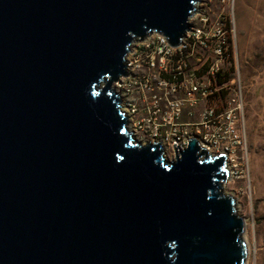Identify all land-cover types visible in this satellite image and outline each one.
Masks as SVG:
<instances>
[{
	"label": "water",
	"instance_id": "water-1",
	"mask_svg": "<svg viewBox=\"0 0 264 264\" xmlns=\"http://www.w3.org/2000/svg\"><path fill=\"white\" fill-rule=\"evenodd\" d=\"M198 0H0V264H244L224 155L138 141L113 81Z\"/></svg>",
	"mask_w": 264,
	"mask_h": 264
},
{
	"label": "rangeland",
	"instance_id": "rangeland-1",
	"mask_svg": "<svg viewBox=\"0 0 264 264\" xmlns=\"http://www.w3.org/2000/svg\"><path fill=\"white\" fill-rule=\"evenodd\" d=\"M201 2L212 16L225 17L226 89L195 109L191 121L197 123L198 130L191 133L198 132L213 155L227 150L228 180L223 190L231 195L245 223L244 264H264V0ZM202 111L211 115L201 117ZM227 123L234 137L225 144L217 137ZM168 159L174 160L172 149Z\"/></svg>",
	"mask_w": 264,
	"mask_h": 264
},
{
	"label": "built area",
	"instance_id": "built-area-1",
	"mask_svg": "<svg viewBox=\"0 0 264 264\" xmlns=\"http://www.w3.org/2000/svg\"><path fill=\"white\" fill-rule=\"evenodd\" d=\"M201 3L198 0L197 14L190 16L192 34L186 36L182 48L167 46L160 34L150 35L147 42H133L124 75L113 81L134 137L142 144L162 143L167 158L169 149L183 151L191 138L213 156L199 133H191L198 130L191 118L198 106L226 89L227 31L225 17L212 16ZM204 115L211 112L202 111L201 117ZM231 136L232 127L227 123L217 138L226 144ZM226 151L216 155L226 156Z\"/></svg>",
	"mask_w": 264,
	"mask_h": 264
},
{
	"label": "bare ground",
	"instance_id": "bare-ground-1",
	"mask_svg": "<svg viewBox=\"0 0 264 264\" xmlns=\"http://www.w3.org/2000/svg\"><path fill=\"white\" fill-rule=\"evenodd\" d=\"M124 111H125V110H124ZM128 125H129V122H128ZM129 128H130V126H129ZM168 160H169V159H168ZM244 224H245V223H244V221H243V229H244V226H245Z\"/></svg>",
	"mask_w": 264,
	"mask_h": 264
}]
</instances>
